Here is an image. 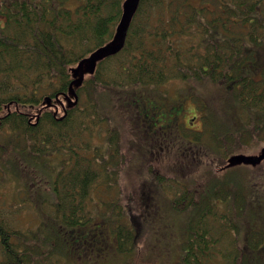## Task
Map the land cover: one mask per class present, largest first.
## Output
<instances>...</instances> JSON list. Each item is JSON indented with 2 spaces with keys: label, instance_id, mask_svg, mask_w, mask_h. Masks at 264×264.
Instances as JSON below:
<instances>
[{
  "label": "trees",
  "instance_id": "1",
  "mask_svg": "<svg viewBox=\"0 0 264 264\" xmlns=\"http://www.w3.org/2000/svg\"><path fill=\"white\" fill-rule=\"evenodd\" d=\"M78 1L71 9L67 0H0V177L19 175L18 156L36 157L35 173L44 154L59 159L41 198L50 210L38 208L33 231L0 209V264H157L138 247L146 217L135 197L126 195V211L106 203L113 217L102 241L80 229L92 186L109 179L108 160L126 157L100 149L120 150L123 116L144 158L143 204L167 180L185 182L171 203L188 210L176 264H264V158L230 162L264 145V0H138L120 47L81 77L80 60L120 37L125 0ZM172 79L213 83L231 114L217 126L210 104L208 135L197 137L172 114ZM33 176H21L24 195L41 182Z\"/></svg>",
  "mask_w": 264,
  "mask_h": 264
},
{
  "label": "rangeland",
  "instance_id": "2",
  "mask_svg": "<svg viewBox=\"0 0 264 264\" xmlns=\"http://www.w3.org/2000/svg\"><path fill=\"white\" fill-rule=\"evenodd\" d=\"M78 3V0H67V5L71 9ZM212 4V1H208L207 3L210 8ZM173 84H175V86H173ZM165 87L166 86H162L161 89ZM151 89L157 91L158 87H151ZM167 91L173 96L171 99L177 98L180 100L172 109L175 120L176 116L179 114L178 122L181 126H186V128L190 127L193 133H200L202 137H205V127L210 124L209 120L203 115L208 114L212 109L216 110L215 106L211 108L210 104L216 105L220 112V116L215 120L217 126H221L223 118H227L231 114L228 101L222 99L220 93L217 92V89L214 88L210 82L198 80L183 82L180 79H172L168 82ZM190 96H192V98L189 99L188 97ZM162 111H164V109H162ZM192 114L196 116L190 120L191 123H188L187 119ZM128 126L129 121L126 116L121 117L120 134L122 135L123 142L120 144V150H124L126 157L119 162L115 171L110 174V180L107 186H104V184L93 185L88 200L91 217L86 223L84 222L82 228H80L85 234L93 231V233L99 237V240L97 239L98 242L102 241V238H105L106 235H109L110 226L108 229V223L112 219L113 213L107 212L105 210V205L110 198L113 197L111 200L116 198L117 187L122 192L135 191V199L140 203L148 202L147 199L140 197V194L144 190L142 187V180L146 177V175L143 174L142 167L144 158L140 155L141 153L139 151L132 150V147H130L131 135L128 131ZM100 149L105 156L113 153L115 150L114 146L111 144H102ZM125 150L130 151L125 152ZM16 159L18 162L22 163V169H19L18 172L19 175L7 172L5 176L0 177V209L5 207L3 213H7L9 218L16 220V226L21 230H28L30 233V231H33L35 225L40 223L38 208L43 210V212L50 210V207L45 204V202L41 201V198L48 192L47 181L50 182L54 178L59 159L57 161L56 156L53 154H44L42 159H37V173H35L34 166L36 157L32 160H28L18 156ZM112 161L115 162V158H112ZM153 163L156 165L157 162L153 161ZM161 163L167 165L165 161ZM29 171L34 172L33 179L41 181L35 184L30 183L28 189L30 196L23 194L25 187L21 178V176L28 175ZM50 173L51 175L49 176ZM196 179L201 180L203 178L199 177ZM110 186L112 187L110 188ZM166 194L168 195V193ZM155 201L157 202V208L155 204H151L149 211L145 212L146 219L143 225L144 230L141 233L143 236L141 237V243H138V247H145L146 252H148L147 255L152 256V258L154 257L157 263L170 264V247L172 244L178 248L176 242L184 235L183 228L187 221L188 210L177 211L171 203H169V198L162 192L152 194V202ZM35 203L38 204L36 205ZM216 204L221 208H225L221 203L216 202ZM225 212L230 213V209H226ZM226 216L230 218L229 215ZM101 231V236H98ZM172 235H174L175 239L171 242ZM31 237H33V234H31ZM90 238L93 239L92 237ZM78 240H83V236L79 235L74 237V241L77 242ZM86 251L90 254V250L86 248ZM109 251L112 252L111 255H108L111 257V261H118L122 258V256L113 254L115 249H113L112 245H109ZM173 254H176L175 249L172 251V255ZM76 257H71L69 259L74 260ZM144 258L149 259L150 257ZM144 261L143 258L139 259V262Z\"/></svg>",
  "mask_w": 264,
  "mask_h": 264
},
{
  "label": "water",
  "instance_id": "3",
  "mask_svg": "<svg viewBox=\"0 0 264 264\" xmlns=\"http://www.w3.org/2000/svg\"><path fill=\"white\" fill-rule=\"evenodd\" d=\"M137 1L138 0H125L124 4H123V13H122V17L121 20L118 24V30H120V37L118 38V40L116 42H112L111 44H107L101 48H99L98 50H96L95 52H93L89 57H86L82 60H80L77 69L79 70L80 73V77L82 76L84 70L86 69H91L93 67L94 61L95 59H97L98 57L110 53L112 51V49H117L120 47V45L122 44L124 37H125V33H126V29L129 25L130 19L135 11V8L137 6ZM84 62H86V64L84 65ZM262 157H264V147L261 148V152L258 155H244V154H236L230 157V160L232 162H236V161H248V162H258ZM132 264H139V263H132Z\"/></svg>",
  "mask_w": 264,
  "mask_h": 264
},
{
  "label": "flooded vegetation",
  "instance_id": "4",
  "mask_svg": "<svg viewBox=\"0 0 264 264\" xmlns=\"http://www.w3.org/2000/svg\"><path fill=\"white\" fill-rule=\"evenodd\" d=\"M191 122V121H190ZM184 185H185V183L183 182L182 184H179V185H177V187L178 188H180V189H182L183 187H184ZM169 186H170V194H169V203H172V200H173V195H172V191H173V189L176 187V185L173 183V182H171L170 184H169ZM177 193H180V191H178ZM174 260V259H173ZM173 260H171V262H172V264H174L175 263V261H173ZM178 261V258H177V260H176V262Z\"/></svg>",
  "mask_w": 264,
  "mask_h": 264
}]
</instances>
